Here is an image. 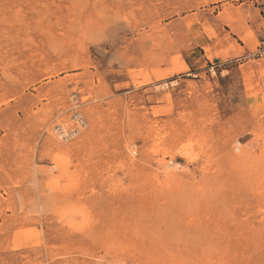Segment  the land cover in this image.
<instances>
[{"label":"rangeland","instance_id":"obj_1","mask_svg":"<svg viewBox=\"0 0 264 264\" xmlns=\"http://www.w3.org/2000/svg\"><path fill=\"white\" fill-rule=\"evenodd\" d=\"M0 264H264V0H0Z\"/></svg>","mask_w":264,"mask_h":264},{"label":"clouds","instance_id":"obj_2","mask_svg":"<svg viewBox=\"0 0 264 264\" xmlns=\"http://www.w3.org/2000/svg\"><path fill=\"white\" fill-rule=\"evenodd\" d=\"M73 212H74L75 215H78L80 217L79 224L81 226L86 225V224L89 223V221H90V212H89L87 206H85V205L76 206L73 209ZM67 215H68V212L62 210V212H61V218H64ZM67 222L70 225H74L76 223L74 216H73L72 219H69Z\"/></svg>","mask_w":264,"mask_h":264},{"label":"bare ground","instance_id":"obj_3","mask_svg":"<svg viewBox=\"0 0 264 264\" xmlns=\"http://www.w3.org/2000/svg\"><path fill=\"white\" fill-rule=\"evenodd\" d=\"M64 131H66V130H64ZM64 131H63V133H64ZM196 132H197V131H196ZM191 144H192V143H191ZM191 144L189 143L188 145H190V146H191ZM185 148H186V147H185ZM181 149H182V148H181ZM181 149H180V150H181ZM186 150H187V149H186ZM185 154H186V153H185Z\"/></svg>","mask_w":264,"mask_h":264}]
</instances>
